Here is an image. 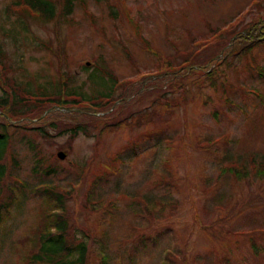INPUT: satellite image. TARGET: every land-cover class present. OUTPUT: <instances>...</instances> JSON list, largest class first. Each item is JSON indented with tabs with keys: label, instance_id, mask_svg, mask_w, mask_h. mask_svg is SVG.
Wrapping results in <instances>:
<instances>
[{
	"label": "rangeland",
	"instance_id": "374dc122",
	"mask_svg": "<svg viewBox=\"0 0 264 264\" xmlns=\"http://www.w3.org/2000/svg\"><path fill=\"white\" fill-rule=\"evenodd\" d=\"M16 1L0 0V44L29 91L50 92L60 72L68 91L84 96L108 90L109 75L135 83L110 92L119 101L106 114L39 123L44 132L28 120L10 127L3 163L25 187L0 226V264H51L32 257L46 208L35 188L44 182L74 187L65 259L84 244L85 264H101L100 252L106 264H264V174L251 170L264 158V38L254 30L264 0H72L68 20L58 6L49 22L23 16ZM229 21L234 30L200 54L219 59L210 71L147 76ZM251 22L250 36L236 38ZM64 121L83 130L69 140ZM236 161L249 173L220 172ZM48 168L55 172L45 175ZM90 193L112 198L114 209L92 210ZM140 196L155 201L153 212H143Z\"/></svg>",
	"mask_w": 264,
	"mask_h": 264
},
{
	"label": "trees",
	"instance_id": "16d2710c",
	"mask_svg": "<svg viewBox=\"0 0 264 264\" xmlns=\"http://www.w3.org/2000/svg\"><path fill=\"white\" fill-rule=\"evenodd\" d=\"M16 4L24 5L25 8L20 10L23 16H30L31 18H38L42 22H49L52 19H55L56 10L59 6V15L63 20H68L69 14L72 11V0H17ZM31 12H34L33 15ZM31 14V15H30ZM262 24H258V27H255L254 24L248 23L246 30H239L236 38L242 37L246 33L250 36L252 29L255 27V31H257L260 36V39L264 38V19H260ZM251 26V27H250ZM234 28H231L227 32L223 34H217L216 31H213L210 34H215L217 39L219 40L224 35L230 33ZM216 32V33H215ZM141 41L145 45V49L147 48L149 51L152 49L151 44L147 42L144 37H139ZM255 40V39H254ZM228 52V50L226 51ZM195 61H197L195 59ZM86 69L87 67L84 66ZM17 70L12 66L11 59L7 56L4 51L2 45L0 44V189H2V193L0 192V226L6 222V220L10 217L13 205L18 200V194L20 193L19 189L25 187V184L21 183V177L16 173L12 174L10 170H6V165L3 163V158L6 153L8 146L10 145L9 136H11L10 127H21L24 128L26 120L28 123L38 125L39 123H48L51 122L50 125L53 126L56 120H71L72 115L79 114L76 112H87L90 111L89 108H81L79 105H72L74 107H80V111H73L71 115L63 112L61 110L62 107L67 106L69 104H76L80 101H90L93 106L99 107L101 111H109L110 106L113 101L118 98H114L110 92L114 91V86L121 85L124 87L125 85L117 84L118 79L115 76L109 75V80L111 85L108 90H96L98 93L94 96H84V93H75L70 92L68 90H73V88L68 87L66 85V77L60 72L59 83L50 91V92H39L34 93L29 91L24 83L19 81L15 75ZM95 75V74H94ZM103 75L101 74V79ZM103 82V81H100ZM99 82V83H100ZM76 91V89L74 90ZM73 95H77L78 97L73 99L70 98ZM70 96V97H69ZM102 97L107 98V103L101 102ZM59 108H55L58 107ZM52 107V110L48 112L45 116L42 117L44 112ZM92 112V111H91ZM90 114H93L90 113ZM74 118L72 121H75ZM15 121V122H12ZM63 130L62 134L67 136V139H74L80 131L83 130V126L80 123H67L64 121L62 124ZM38 132H44V130L38 126L33 127ZM11 156L14 155V151L12 149L9 150ZM37 155V153H35ZM33 156L35 160V169H39L40 159H37V156ZM12 159H15L12 158ZM254 162V161H253ZM258 173V175L264 174V158L260 159V162L255 163L254 167L251 169ZM249 169L247 168L244 162H231L227 164H223L220 167V172H230L238 177H241L242 174L249 173ZM55 172V169H46L45 175H52ZM20 180V181H19ZM9 181L10 183H7ZM23 181V180H22ZM20 184L21 186H19ZM4 187V189L2 188ZM43 190L42 191V200L43 203H46V208L42 210V207L39 209V214L41 220L44 221L43 230H37V250L36 253L32 254V257L37 260H48L51 264H85L86 258V248L84 244L79 245V256L74 260L65 259L67 253L70 251L71 247L74 243L70 241L67 242V217L65 214L66 209V201L71 197L72 191L74 187L72 184L69 186L59 185V184H51V183H41L36 186L35 190ZM34 190V191H35ZM4 193V194H3ZM88 196V206L92 210H96L95 205H99L102 209H107L108 211L114 209V203L107 204V202L97 201L93 199V193L87 194ZM151 204H143L142 210L145 214L153 212L155 210L156 204L155 201ZM76 243V242H75ZM78 243V242H77ZM255 247V244H252ZM66 251V253H65ZM108 259L102 257L101 264H106ZM28 262L32 263L30 257H28Z\"/></svg>",
	"mask_w": 264,
	"mask_h": 264
},
{
	"label": "water",
	"instance_id": "95a60500",
	"mask_svg": "<svg viewBox=\"0 0 264 264\" xmlns=\"http://www.w3.org/2000/svg\"><path fill=\"white\" fill-rule=\"evenodd\" d=\"M58 156H59V157H63L64 154H63L62 152H58Z\"/></svg>",
	"mask_w": 264,
	"mask_h": 264
}]
</instances>
